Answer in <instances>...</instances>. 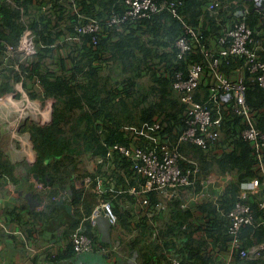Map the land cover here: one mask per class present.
I'll use <instances>...</instances> for the list:
<instances>
[{
  "label": "trees",
  "instance_id": "obj_1",
  "mask_svg": "<svg viewBox=\"0 0 264 264\" xmlns=\"http://www.w3.org/2000/svg\"><path fill=\"white\" fill-rule=\"evenodd\" d=\"M75 1L80 12L96 15L103 22L112 9L121 11L124 6L123 0ZM165 1L176 2V14L164 8L149 16L128 20L121 28L104 23L97 43H93L88 34L75 38L76 10L65 0H0L3 43L0 94L14 91L19 97L21 93L15 85L21 83L32 100L54 99L52 119L44 125L37 121L26 127L31 133L37 161L30 167L24 166L25 174L18 173L19 177L39 173L40 183L50 186V197L70 195L78 205L83 203L88 214L93 208L89 203L91 194L108 200L114 191L126 189L130 182L140 188L144 179L132 169V160L117 150L108 156L109 149L115 143H135L149 148L150 139L140 134L135 139L137 134L125 127L156 122L168 134L164 140L177 142L185 126V105L173 90V74L176 69L184 68L190 59L199 60L200 55L188 52L184 58H179L176 40L184 33V23L219 35L228 16L227 11L215 13L209 9L215 0ZM221 1L226 3V0ZM49 4V9L45 10L44 6ZM263 13L264 5L258 9L252 2L246 14V22L253 29L254 44L263 24ZM26 29L30 30L36 46V52L31 55L19 48ZM7 45L13 47V55L7 52ZM259 52L264 60V50ZM236 64L237 61H232L229 68ZM247 101L256 112L257 126L264 130V89L257 83L250 84ZM14 103L13 108H16L21 101ZM239 120L235 115L225 120L224 136L217 149L204 150L188 142L180 145L182 153L198 161L200 177L214 170L216 176L225 179L222 190L217 188L220 182L216 179V185L212 183L207 188L205 198L190 201L183 207L182 203L189 198L186 195L194 189L199 191L201 184L189 186L185 192L184 188H178L161 210L156 207L162 199L159 190L147 193L149 205L142 208L128 192L110 199L118 215L114 225L118 231L116 242L122 245L124 254L130 257L138 254L144 264H153L154 259L170 262L174 258L184 264H221L222 257L229 261V212L242 201L255 210L253 223L242 228V249L259 247V254L242 258L237 253L230 262L264 264V208L260 209L258 203L264 198V174L252 146L237 138ZM86 157L97 165L95 171L90 172L85 167L76 173L75 167L80 162L85 163ZM66 161L72 162L67 164ZM105 167L109 169L107 173L113 185L107 181L108 187L103 192L77 187L78 179L89 177L92 187L96 188L97 171L104 179L108 178ZM15 168L0 145V178L9 175L6 171H12L9 176L15 180ZM252 178L259 179L260 189L256 194L244 196L239 182ZM129 203L133 206L127 207ZM23 207L31 210L28 204ZM13 214L21 218L18 208L8 211V215ZM85 231L87 233V228ZM88 235L97 241L93 235ZM73 249L72 241L70 251L59 255L58 259L71 257ZM121 259L118 257L116 264Z\"/></svg>",
  "mask_w": 264,
  "mask_h": 264
},
{
  "label": "built area",
  "instance_id": "obj_2",
  "mask_svg": "<svg viewBox=\"0 0 264 264\" xmlns=\"http://www.w3.org/2000/svg\"><path fill=\"white\" fill-rule=\"evenodd\" d=\"M65 1L71 3L76 10L75 38L80 39V35L88 34L93 43H97L98 35L104 30V23L121 28V25L128 20L149 16L164 8H168L174 14L177 12L175 1L168 4L165 0H123V9L121 11L112 9L106 21L103 22L96 15L80 12L75 0ZM263 5L264 0H254L256 8L261 9ZM49 6L50 4L44 6V9H49ZM209 9L215 13L229 9L234 13L241 7L234 1L222 3L221 0H215ZM247 13H249V8L244 7L237 20L231 24L224 22L219 35L213 31L205 32L204 28H196L184 23V33L176 40L179 49L178 57L184 58L188 52H196L200 55L199 60L190 59L184 68L176 69L173 74V90L185 105V126L177 142H171L168 138L163 139L168 134L162 130L159 122L152 125L146 124L142 127H125L137 134L135 139L139 134L145 135L152 143L149 148L135 143H115L111 146L108 156H112L117 150L123 156L129 157L132 160V169L144 179L140 188L137 187L138 184H133L126 189L122 187L114 191V197L128 192L136 197L138 207L142 208L149 205L150 198L147 193L159 190L162 199L156 207L157 210H161L166 206V201L177 193L178 188H184L185 192L189 186L194 187L200 182L201 189L199 191L194 189L189 196L187 194L186 196L189 198L185 197L186 202H183L182 206H187L190 201L205 198L208 195L207 188L213 183L210 180L211 173L208 176L200 177L198 161L182 153L180 145L182 142H188L204 150L217 149L215 147L224 136L225 120L233 115L240 118L236 125L237 138L252 146L264 174V130L257 126L256 112L247 101V90L250 84L257 83L264 89V60L254 44L253 29L246 22ZM2 44L0 38V55ZM19 48L27 55L36 52L35 42L29 29L24 31ZM7 52L13 53L11 45H7ZM234 60L237 61V64L229 68ZM183 164L186 166L184 167ZM136 181L139 182V180ZM39 185L42 187L41 183ZM239 189L244 196L249 193H257L260 189V181L258 178L241 180ZM258 203L260 209L264 208V198ZM126 206L132 207L133 205L129 203ZM101 207L111 223L116 224L118 215L112 201L102 202ZM99 214L100 209L97 208L93 211L91 216L93 223H96V217ZM254 214L255 210L250 204L242 201H238L230 210L228 262L237 253L242 258L259 254V247L242 249V228L253 223ZM1 226L6 227V224L1 222ZM71 239L77 253L92 252L98 249L110 257L114 250L107 245H98L97 247L92 237L85 232L81 225L72 232ZM162 264L184 263L180 259L174 258L170 262Z\"/></svg>",
  "mask_w": 264,
  "mask_h": 264
},
{
  "label": "crops",
  "instance_id": "obj_3",
  "mask_svg": "<svg viewBox=\"0 0 264 264\" xmlns=\"http://www.w3.org/2000/svg\"><path fill=\"white\" fill-rule=\"evenodd\" d=\"M232 1L239 3L241 9H244V7L249 8L252 2L254 4V0H249L248 2L241 0H226V2ZM241 9H239L238 11H234V13L233 11L228 9L226 12V15H228L226 23L231 24V22L237 20L238 16L241 15ZM231 13L233 14V16L229 15ZM258 33L259 34L257 36V40L255 41V45L260 51V49L264 50V18L260 32ZM51 66L53 68L55 67V65ZM19 86H17L18 89ZM10 99L14 100L15 98L11 97ZM45 111L46 116L48 115L49 110L45 109ZM34 151L36 152L35 149ZM219 151L222 152V150L220 149ZM71 162L72 161H66L65 163L70 164ZM10 163L16 167L14 174H16L17 177H15L14 180L12 176L6 175L2 178V180H0V264H60L62 261H67L69 258L73 256L75 257L77 255V252H75L74 249L72 251L74 253L71 257L69 256V258L64 257L66 259L62 260L58 259V256H62V254L70 251L72 244L71 234L76 229V227L80 225L83 226L84 230H86L87 228V233L89 232L96 238L97 241L94 242L97 247L98 245H104L101 244L102 242H107L103 240L102 231L97 222L93 223L91 216L93 214V211L97 208L100 209L99 215L105 216L101 204L104 201L114 199V195H111L108 200H103V198L91 194V196L89 197V199H91L89 203L93 204V208L91 213L88 214L84 209L83 203L78 205L76 201L74 202L70 195L58 194L50 197V186L42 185L41 187L39 185L40 183L37 180H33L30 177L28 178L25 176L19 177L17 175L18 173L25 174L24 166L30 167L31 165L18 164L12 160H10ZM80 164L82 166L85 163L80 162ZM80 164L76 166L77 168L75 167L76 173L83 170L81 169L82 167L80 166ZM96 166L97 165L93 163L92 167L89 168V171L94 172ZM104 170L106 171V173L107 171H109L107 167H105ZM210 173L211 182L216 185L215 181L217 179L220 182V185H218L217 187L219 189H222L225 179L216 176L214 170H211ZM96 175L98 178V185L96 188L92 187V182L89 177L78 179L76 181L77 187H84L93 190L98 189V192H103L102 190L108 187L107 181H110L111 185H113V179L109 176L108 173L107 179H104L102 177V174L98 171L96 172ZM227 178L231 179L232 176H228ZM129 180L130 179L127 178L128 183L130 182ZM12 185H14V188L12 187ZM131 185H133L132 182H130L126 188L130 187ZM17 189L32 191L33 195L36 198H38L41 202L47 203L48 205L54 203L53 201H55L56 199L64 197V200L70 205V207L58 209L57 211L59 212V218L55 220L53 218V214L46 213L42 207H38L35 210H29L28 208L23 207L25 204H28V202L24 196H21L19 194V191ZM12 208L19 209L21 213L20 219L17 218L16 214L8 215V211L10 212ZM31 211H33V213H30ZM149 215H152V212H150ZM1 222L5 223L6 227H2ZM75 223L78 224L75 226ZM111 224V242L107 243H110V245H116L118 247L117 251L114 252V256L110 258L106 254L103 255L101 251L97 249L99 252H88V254H86L84 258L80 259L78 264H116V260L118 259V257H122L119 264H144L143 259L138 254L132 255L130 257L127 254L123 253L122 245H119L116 242L118 231L114 227L115 224ZM135 256L136 259H134ZM221 260V264H231V262H228V260H226L224 257H222ZM161 263L162 262H159L158 260H153V264Z\"/></svg>",
  "mask_w": 264,
  "mask_h": 264
},
{
  "label": "rangeland",
  "instance_id": "obj_4",
  "mask_svg": "<svg viewBox=\"0 0 264 264\" xmlns=\"http://www.w3.org/2000/svg\"><path fill=\"white\" fill-rule=\"evenodd\" d=\"M19 84H21V83H16L15 86H16V89L21 93V91L17 88V86H19ZM22 88H23V86H22ZM12 92H14V91H12ZM26 94H28V93L26 92ZM15 98L16 99L13 100V102L23 101L22 93L19 97L16 96V94H15ZM36 101L40 102L43 107H41L40 114L32 113V114L36 115V116H33L34 118L31 116L30 113H28L27 116L21 117L22 114L19 111L17 112V114H18L17 116L19 117L17 119V124H18L19 130L17 129V130H15V132L19 133L21 136H27L28 139H26V140L25 139L22 140L16 136H14L13 131L8 128L9 121H8L7 114H6L7 109L5 107H0V125L2 127V133H3L2 139L0 141V145H1L2 149L4 150V152L8 155L9 159H13V161L18 163V164H22V165L28 164L29 165V163L31 161L37 160L36 152L34 151V147L32 146V142L30 141V145L26 146L27 141L30 139L29 130L26 127L28 125H31L34 122H37V121L43 125V123H47L51 120V116H52L51 99H48L44 102L39 100V99H36ZM47 108L49 110V114L46 116V118L44 119L43 122H40L43 119V117L45 116V113H46L45 109H47ZM18 109L20 110L21 108H18ZM93 163H94V161H92L91 158L86 157L85 164L82 166L80 164V166L82 167L81 169H85V167H87L89 169L90 167H92ZM14 171H15V169H14ZM6 173L10 175V173H12V171H6ZM30 178L33 180H37L33 177V174L30 175ZM0 180H2V178H0ZM3 182H4V179H3Z\"/></svg>",
  "mask_w": 264,
  "mask_h": 264
},
{
  "label": "water",
  "instance_id": "obj_5",
  "mask_svg": "<svg viewBox=\"0 0 264 264\" xmlns=\"http://www.w3.org/2000/svg\"><path fill=\"white\" fill-rule=\"evenodd\" d=\"M19 90L21 91L22 97H23V95H24V93H26V91H24V89L22 88V84H20ZM15 94H16L15 92L0 94V107H5L7 109L6 114H7V118L9 121L8 128L12 131H15L18 129V124H17V119H18L17 115L18 114H17V111L13 108L15 106V103L12 101V99H10V96L15 98ZM2 97H4V99H2ZM53 103H54V99H51L52 113H53ZM51 119H52V116H51ZM44 124H46V123H43V125ZM29 134H30L29 137H30V140L32 142V146L34 147V143L32 141L30 131H29ZM10 160L13 161V159H10ZM35 163H36L35 161H31L29 163V165L32 166ZM33 177L38 179L37 181L40 182L39 181V178H40L39 173H33ZM12 187L14 188V185H12ZM18 191H19V194L21 196H24L27 199V202L29 204L30 209L35 210L38 207H42L46 213L53 214V218L55 220H57L59 218V212L57 211L58 209L70 207V205L68 203H66V201L64 200V197H60L59 199H56L55 202L53 203V205L50 207L47 203L41 202L38 198H36L33 195L32 191H25L24 189H19ZM96 222L98 223V225L102 231L103 240L107 241V242H111V237H110L111 235L110 234H111L112 224H111L110 220L106 216L98 215L96 217ZM262 246L264 247V244ZM86 254H88V252L77 253V255L75 257L73 256V257L69 258L67 261L61 262V264H78L80 259L84 258ZM134 259H136V256L134 257Z\"/></svg>",
  "mask_w": 264,
  "mask_h": 264
},
{
  "label": "bare ground",
  "instance_id": "obj_6",
  "mask_svg": "<svg viewBox=\"0 0 264 264\" xmlns=\"http://www.w3.org/2000/svg\"><path fill=\"white\" fill-rule=\"evenodd\" d=\"M4 99V98H2ZM25 99V100H24ZM15 100V99H14ZM7 101V100H6ZM13 101V100H12ZM41 107H42V104L38 101H33L31 100L27 94H24L23 96V101H21V104L14 108L17 112L19 111L22 116H27L28 113H30L32 116H36L35 114H40L41 112ZM18 108H21L20 110ZM32 113H35V114H32ZM19 118V117H18ZM13 134L14 136L22 139V140H26L28 139L27 136H21L19 133H16L15 131H13ZM29 141V140H28ZM28 141L26 143V146L28 145Z\"/></svg>",
  "mask_w": 264,
  "mask_h": 264
},
{
  "label": "flooded vegetation",
  "instance_id": "obj_7",
  "mask_svg": "<svg viewBox=\"0 0 264 264\" xmlns=\"http://www.w3.org/2000/svg\"><path fill=\"white\" fill-rule=\"evenodd\" d=\"M110 247H112L114 250L111 252V256L110 258H112L114 256V252L117 251L118 247L116 245H110ZM99 252L97 249L95 251L89 252V253H93V252ZM76 252V251H75ZM102 253V252H101ZM103 255H105L104 253H102ZM108 256V254H106ZM109 257V256H108ZM63 262V261H62ZM61 264V263H60Z\"/></svg>",
  "mask_w": 264,
  "mask_h": 264
},
{
  "label": "clouds",
  "instance_id": "obj_8",
  "mask_svg": "<svg viewBox=\"0 0 264 264\" xmlns=\"http://www.w3.org/2000/svg\"><path fill=\"white\" fill-rule=\"evenodd\" d=\"M38 180V179H37ZM40 183V182H39Z\"/></svg>",
  "mask_w": 264,
  "mask_h": 264
}]
</instances>
